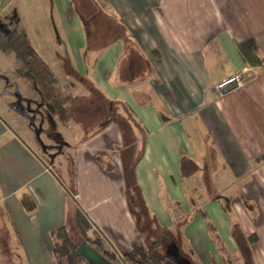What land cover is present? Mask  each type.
<instances>
[{
	"label": "crops",
	"instance_id": "0c3cea01",
	"mask_svg": "<svg viewBox=\"0 0 264 264\" xmlns=\"http://www.w3.org/2000/svg\"><path fill=\"white\" fill-rule=\"evenodd\" d=\"M12 32L46 63L66 113L50 115L19 77L26 121L0 110V253L56 264L53 232L77 207L116 252L141 247L123 167L153 227L179 226L204 264L221 249L229 264H264V61L235 47L252 38L264 59V0H0V35ZM206 225L220 238L207 257L195 246Z\"/></svg>",
	"mask_w": 264,
	"mask_h": 264
},
{
	"label": "trees",
	"instance_id": "16d2710c",
	"mask_svg": "<svg viewBox=\"0 0 264 264\" xmlns=\"http://www.w3.org/2000/svg\"><path fill=\"white\" fill-rule=\"evenodd\" d=\"M236 50L242 61L251 66H260L264 59L258 55L257 47L252 38L244 39L235 44ZM0 51L10 52L14 57L13 73L16 77L27 80L33 90L38 94L40 103L46 111L55 116L60 122L66 113L65 99L61 98L55 87V79L46 63L39 57L33 48L18 34L12 32L0 35ZM69 220L73 239L67 231V225L53 232L55 242L52 254L56 264H80L83 260L76 254L75 238L86 242L100 255L111 262L115 254L105 243V238L100 236L96 229H92L86 215L75 208ZM66 221V223H67ZM251 240V238L249 239ZM127 264H154L153 258L138 247L128 253H120Z\"/></svg>",
	"mask_w": 264,
	"mask_h": 264
},
{
	"label": "rangeland",
	"instance_id": "374dc122",
	"mask_svg": "<svg viewBox=\"0 0 264 264\" xmlns=\"http://www.w3.org/2000/svg\"><path fill=\"white\" fill-rule=\"evenodd\" d=\"M48 23L49 22H47V24ZM8 54L9 55L7 58H5V56H0V80H1L0 81L1 83L0 91L3 94V96L0 97V110L4 109L5 105L8 104V106H12L16 111H18L20 116L23 117L26 115V112L23 111L22 109H25V108L22 105V102L18 98V95H17L18 93H21V91L23 90L21 86V84H23V80L18 79V77H16L14 73L12 72L10 68L11 61H12V54L11 53H8ZM52 54L54 55V53ZM46 60H48L47 57H46ZM21 105L22 107H20ZM25 119L26 118H24V120ZM122 129H125V127L123 126ZM118 156L121 157V153ZM66 161H67V169L71 171L72 162L68 158ZM54 174L57 175L58 172L55 170ZM206 174L208 175V173ZM122 175H123V181H124L123 183L124 184V191H123L124 197L126 198V202L128 203L130 211L132 213L135 229L143 238V243L141 247L143 251L146 250L147 253L153 258L154 264H165L166 259L163 257L164 246L171 240L176 242V245L178 247L180 254L184 258H186L191 264H201V263L204 264L202 259L199 258L198 255L192 251V247L190 245L185 247L184 242L181 241V236H180L181 230L178 228L179 226L177 228H172L171 230L167 231L168 233L164 232L163 230H159V229L157 230L153 227L152 218L145 216L144 211H143V203H142L141 197L138 191H136L133 187L129 186L130 179H128V177L125 176L123 167H122ZM62 182L64 183L65 193L67 195L68 200H70L71 207H76L75 201L71 197L73 193L71 182L67 181L64 177H62ZM212 193L213 192L210 193V191L207 189L205 194L203 195H207L211 197ZM216 195H213V196L217 197L218 199H220V197L222 196L221 193H217ZM223 199L227 200L226 198H223ZM220 202L222 203V205L224 204L223 200H220ZM206 226L208 227L207 241H199L195 244L200 255L205 256V257H207V255L210 253V252L207 253V255L204 253V250L206 249V244L208 245L211 244L212 248L214 249L216 248V246L220 244V241L218 242L220 238L219 237L216 238L214 232L210 230L212 229L211 225H206ZM70 227H71V224L68 220L66 229L69 232V235L71 236V238L73 239L72 232H70ZM151 227L153 230L150 229ZM74 240H76L75 241L76 244L81 242L79 238L78 239L75 238ZM117 253L120 254L119 252ZM219 253H220L219 254L220 259L215 261L214 264H229L228 260L226 259L227 257L225 258V250L221 249ZM9 257L10 256L7 251H3L2 253H0V264H14L13 262H11ZM232 262L233 264H235V261H232ZM80 264H86V263L83 261V262H80Z\"/></svg>",
	"mask_w": 264,
	"mask_h": 264
},
{
	"label": "water",
	"instance_id": "95a60500",
	"mask_svg": "<svg viewBox=\"0 0 264 264\" xmlns=\"http://www.w3.org/2000/svg\"><path fill=\"white\" fill-rule=\"evenodd\" d=\"M236 87V81L230 79L218 86V92L225 94L234 90ZM108 247L114 252L116 262L109 261L84 241L76 245L75 252L86 264H126L112 246L108 245ZM163 257L172 264H191L180 254L176 242L172 240L165 244Z\"/></svg>",
	"mask_w": 264,
	"mask_h": 264
},
{
	"label": "flooded vegetation",
	"instance_id": "af4514ba",
	"mask_svg": "<svg viewBox=\"0 0 264 264\" xmlns=\"http://www.w3.org/2000/svg\"><path fill=\"white\" fill-rule=\"evenodd\" d=\"M123 259V258H122ZM124 261V260H123ZM114 262H116V259L114 260ZM125 262V261H124ZM126 263V262H125ZM127 264V263H126ZM165 264H172V263H170V262H168V261H166L165 260Z\"/></svg>",
	"mask_w": 264,
	"mask_h": 264
}]
</instances>
